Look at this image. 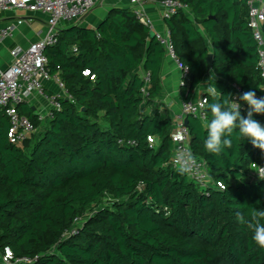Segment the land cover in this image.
Returning a JSON list of instances; mask_svg holds the SVG:
<instances>
[{"label":"trees","instance_id":"16d2710c","mask_svg":"<svg viewBox=\"0 0 264 264\" xmlns=\"http://www.w3.org/2000/svg\"><path fill=\"white\" fill-rule=\"evenodd\" d=\"M154 1L186 7L163 19L174 56L188 68L183 102L205 82L216 84L220 102L231 103L233 86L264 97L247 0ZM152 32L129 5L110 9L94 29H61L44 56L66 97L44 130L10 144L0 112V251L37 258L32 264H264V248L237 218L264 209V179L251 177L264 153L238 130L231 148L205 149L216 102L206 90V122L187 117L190 149L223 189L202 190L169 165L172 119L145 112L161 95L167 56ZM18 113L38 129L30 108L19 105ZM253 118L264 125V114Z\"/></svg>","mask_w":264,"mask_h":264},{"label":"built area","instance_id":"2783aa9c","mask_svg":"<svg viewBox=\"0 0 264 264\" xmlns=\"http://www.w3.org/2000/svg\"><path fill=\"white\" fill-rule=\"evenodd\" d=\"M104 0H0V12L27 11L31 13H42L46 15L47 35L37 42L29 45L25 50L14 49L11 51L10 65L0 72V112H3L8 121L9 128L7 138L10 144L20 146L26 140L30 139L36 132L37 128L24 116L19 115L18 106L24 101L29 100L34 95L45 97L51 108L45 113H39L37 119L43 125H47L54 111L59 109L57 97L45 96L43 84L54 79L59 87L64 90L62 83L55 76H50L47 72V60L44 56V50L56 43V36L61 30V23L68 22L78 25L81 19L86 16L92 9L102 3ZM128 5L134 11L137 19L144 26L151 30L152 23L144 12L147 5L157 6L162 9V19L169 18L177 10H186V7L175 1H163L157 4L154 0H127ZM248 5V26L252 31L254 40L258 44V68L261 77L264 78V34L261 26L264 23V3L259 0H247ZM20 23V22H19ZM13 27L0 28V40L11 35ZM155 33L156 39L165 48L166 54L171 58L180 73V85L188 80V68L183 66L174 56L173 48L166 31L163 34ZM84 76H90L94 80L95 76L90 75L89 71L83 72ZM149 73L143 75L145 87L141 90L146 94L149 83ZM233 88L232 100L241 104L239 96L242 92L235 86ZM264 89V87H262ZM264 91V90H262ZM67 98H69L67 96ZM261 98V97H257ZM206 99L202 95L197 100H189L181 103L180 114L172 118L171 140L173 149L169 160V165L178 170L179 162L177 155L184 153L191 156L195 163L192 165V171L186 173L187 177L204 190L210 186L223 189L219 182L210 179L206 163L203 159L193 156L190 149V136L184 120L188 116H193L201 122H206ZM147 141L152 144L153 138L148 137ZM264 167V165L260 166ZM259 167V168H260ZM257 168L252 174V178H259ZM82 219L77 220L79 225ZM76 233L73 231L71 234ZM37 258H15L9 248L0 251V264H32Z\"/></svg>","mask_w":264,"mask_h":264},{"label":"crops","instance_id":"0c3cea01","mask_svg":"<svg viewBox=\"0 0 264 264\" xmlns=\"http://www.w3.org/2000/svg\"><path fill=\"white\" fill-rule=\"evenodd\" d=\"M259 1L264 3V0ZM114 7L126 8L128 7V2L127 0H104L84 16L78 25L80 27L94 29L106 16L107 12ZM94 12L97 13L95 17L92 16ZM144 12L152 23L153 32L163 34L167 31L163 23L161 16L162 9L160 7L147 5L144 8ZM46 21L47 17L42 13H31L27 11L0 12V28L13 27L11 35L0 40V72L10 65V53L12 50L17 48L25 50L29 45L47 35ZM179 83L180 73L171 58L166 56L161 70V95L145 112L149 114L157 113L159 115L167 114L171 119L178 116L180 114L181 103L183 102L179 97ZM43 88L45 96H55L57 98L66 97L65 90L61 89L54 79L46 81L43 84ZM206 90L207 85L205 82L194 91L191 99L197 100ZM21 105L22 107L30 108L35 116L39 113H45L51 108L47 99L39 95L32 96ZM44 126L40 122L37 131H43Z\"/></svg>","mask_w":264,"mask_h":264},{"label":"clouds","instance_id":"9594fccd","mask_svg":"<svg viewBox=\"0 0 264 264\" xmlns=\"http://www.w3.org/2000/svg\"><path fill=\"white\" fill-rule=\"evenodd\" d=\"M264 90V89H261ZM209 95L216 101L209 105L212 119L207 125V136L204 142L205 149L212 154H220L224 149L232 147L233 133L238 130V135L251 142L253 147L264 153V125L253 118V114H264V97L257 98L256 92L248 90L239 96V100L248 105L247 115L241 114V104L231 99V103L225 100L220 102L216 84L207 88ZM179 162L178 172L186 174L192 171L195 163L191 156L184 153L177 155ZM258 176L264 179V167L259 168ZM241 223H247L253 230V241L264 248V209L250 213V219L245 221L241 213H237Z\"/></svg>","mask_w":264,"mask_h":264},{"label":"rangeland","instance_id":"374dc122","mask_svg":"<svg viewBox=\"0 0 264 264\" xmlns=\"http://www.w3.org/2000/svg\"><path fill=\"white\" fill-rule=\"evenodd\" d=\"M96 12H94L93 14H92V16H96ZM43 21V20H42ZM44 22H45V20H44ZM73 24L72 23H68V22H62L61 23V27H63V28H65V27H69V26H72ZM108 203H110V199L109 198H104L103 199V201H102V205H105V204H108Z\"/></svg>","mask_w":264,"mask_h":264},{"label":"water","instance_id":"95a60500","mask_svg":"<svg viewBox=\"0 0 264 264\" xmlns=\"http://www.w3.org/2000/svg\"><path fill=\"white\" fill-rule=\"evenodd\" d=\"M152 34H153V32H152ZM154 35V34H153ZM211 59H212V55L211 54H209L208 56H207V65H208V67H210L211 66ZM187 123H188V119H185L184 120V124L187 126Z\"/></svg>","mask_w":264,"mask_h":264}]
</instances>
